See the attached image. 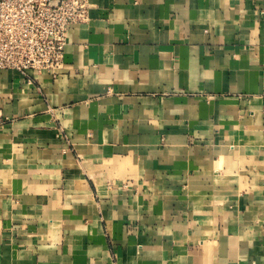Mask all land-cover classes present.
Wrapping results in <instances>:
<instances>
[{"label": "crops", "instance_id": "1", "mask_svg": "<svg viewBox=\"0 0 264 264\" xmlns=\"http://www.w3.org/2000/svg\"><path fill=\"white\" fill-rule=\"evenodd\" d=\"M90 2L0 69V264H264V0Z\"/></svg>", "mask_w": 264, "mask_h": 264}, {"label": "built area", "instance_id": "2", "mask_svg": "<svg viewBox=\"0 0 264 264\" xmlns=\"http://www.w3.org/2000/svg\"><path fill=\"white\" fill-rule=\"evenodd\" d=\"M90 7V0H0V69L57 76L68 33Z\"/></svg>", "mask_w": 264, "mask_h": 264}, {"label": "rangeland", "instance_id": "3", "mask_svg": "<svg viewBox=\"0 0 264 264\" xmlns=\"http://www.w3.org/2000/svg\"><path fill=\"white\" fill-rule=\"evenodd\" d=\"M9 69V68H8ZM10 69H12V68H10Z\"/></svg>", "mask_w": 264, "mask_h": 264}]
</instances>
